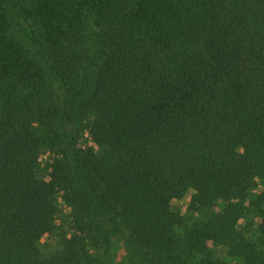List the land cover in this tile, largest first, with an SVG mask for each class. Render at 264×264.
Instances as JSON below:
<instances>
[{"label": "trees", "instance_id": "obj_1", "mask_svg": "<svg viewBox=\"0 0 264 264\" xmlns=\"http://www.w3.org/2000/svg\"><path fill=\"white\" fill-rule=\"evenodd\" d=\"M57 192L71 233L42 258ZM118 242L120 264H264V0H0V264Z\"/></svg>", "mask_w": 264, "mask_h": 264}, {"label": "rangeland", "instance_id": "obj_2", "mask_svg": "<svg viewBox=\"0 0 264 264\" xmlns=\"http://www.w3.org/2000/svg\"><path fill=\"white\" fill-rule=\"evenodd\" d=\"M73 124L66 125V129H60V132H65L67 129L72 128ZM59 131V129H58ZM45 135V134H44ZM93 141L90 136L89 131L83 132V135L79 141V145L81 146H88L92 145ZM95 145V144H94ZM47 160L48 155L43 154L41 156L40 165L37 167V172L44 178H47ZM261 189V186H257V191ZM63 193L57 192L54 196V202L58 209V215L56 217V221L54 224L53 229L45 233L38 244L40 255L42 258H48L52 253L56 252L60 249L63 243V237H68L71 233L70 230V208L67 206L63 199ZM192 194V190H188L185 193L179 194L177 196L172 197L169 200L170 206L175 211L179 212L180 214H185L186 206L190 200V196ZM243 220H241L242 222ZM211 244V243H210ZM223 248H218V253L221 255L223 252ZM111 251L115 254V264H120L124 258V249L121 242L116 243Z\"/></svg>", "mask_w": 264, "mask_h": 264}]
</instances>
